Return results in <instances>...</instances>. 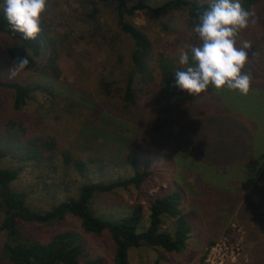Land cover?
I'll use <instances>...</instances> for the list:
<instances>
[{
    "label": "trees",
    "instance_id": "16d2710c",
    "mask_svg": "<svg viewBox=\"0 0 264 264\" xmlns=\"http://www.w3.org/2000/svg\"><path fill=\"white\" fill-rule=\"evenodd\" d=\"M96 1L114 4L117 30L111 31L99 22L94 7L89 14V25L83 26L77 34L41 23L42 30L36 39L26 40L10 28L0 9V34L8 39L3 54L9 65L20 71L37 73L44 80L57 81L62 74L61 64L67 61L81 75L92 76L96 83L95 93L90 97L79 94L69 99L68 107L78 105L83 110L90 102L88 109H92L77 132L75 128L67 129L68 126L57 135L52 126L47 125L49 119L41 114L42 106L30 108L35 95L43 98L44 103L60 97L54 86L49 89L48 85L6 79L1 77L0 71V231L5 235L2 255L8 264H101L99 260H84L83 242L71 231L57 232L42 241L25 236L21 230L23 222L60 225L69 217L77 219L85 233L109 235L114 246L112 264H129V250L142 245L158 248L165 254H181L186 248L191 222L179 208L181 192L185 191L183 186L162 191L150 199L147 225L141 231L144 222L142 204L135 205L119 220L99 217L92 209L97 195L130 187L139 189L153 174L146 166H140L137 155L130 153L132 149L144 144L169 150L165 145L169 142L164 138L171 141L172 133V141L178 142V128L184 127L183 112L168 95L176 98L179 93L174 85V71L178 67L129 20L137 9L147 5L143 0L132 5L127 0ZM210 2L164 0L151 11L156 17L173 11L186 12L190 32L196 34L193 26ZM241 3L251 12L258 3L264 4V0H241ZM246 32L247 28L242 30V33ZM242 36L237 46L248 41ZM251 38L248 42L252 51H246L254 53L264 40V33L252 31ZM24 58L29 63L20 69L17 62ZM245 73L250 75L248 69ZM162 84L166 92L161 88ZM221 92L232 96L233 90L224 87ZM37 114L42 117L38 118ZM104 118H110L120 126L123 124L128 132L118 138L105 134L102 132ZM134 119L138 128L131 124ZM176 121L180 123L177 126ZM231 125L226 128L225 136L231 134L233 140ZM163 128L167 129L166 133L162 132ZM234 131L250 146L251 132L244 124L239 123ZM169 154L177 161L175 153ZM249 155L253 162L257 161L252 153ZM9 158L17 159L20 164L13 169L3 167L2 163ZM122 167L129 168L130 173L122 174ZM22 173L36 177L37 185L42 191L51 193L50 196L64 193L65 198L52 203L48 210L32 208L28 202L29 193L12 186ZM258 174L264 180V170ZM79 179L83 183L79 184ZM257 180L256 187L260 184ZM197 182L195 188L204 187L200 180ZM73 188L76 195H67ZM204 189L223 193V198L232 192L218 191L214 187ZM260 194L264 202V188L260 189ZM190 197L193 203L199 204L192 194ZM168 220L174 222L173 231L163 228Z\"/></svg>",
    "mask_w": 264,
    "mask_h": 264
},
{
    "label": "rangeland",
    "instance_id": "374dc122",
    "mask_svg": "<svg viewBox=\"0 0 264 264\" xmlns=\"http://www.w3.org/2000/svg\"><path fill=\"white\" fill-rule=\"evenodd\" d=\"M127 1L129 5L139 3V0ZM162 1L164 0H143V4L147 6L137 9L129 20L166 53L179 69L180 54L190 51L191 47L198 46L201 42L198 35L190 32L186 12L173 11L159 17L154 15L151 8L158 6ZM94 7L95 18L99 22L111 31L118 29L114 4L96 0H46V12L41 23L77 34L83 26L89 25V14ZM251 12L253 15L250 17L247 32L242 33L241 30L237 42H241V35L252 41V31L264 33V4L258 3ZM7 42L8 39L0 34L1 77L40 86L48 85L49 89L54 86L61 94L60 97L44 103L43 98L35 95V102L31 101L30 108L42 106L41 114L49 119L47 125L52 126L57 135L68 126L69 130L75 128L76 133L82 120L92 112L91 108L88 109L91 105L89 102L83 110H80L78 105H67L70 97L75 95H93L96 84L94 78L87 74L81 75L67 61L61 64L62 74L57 81L44 80L31 71H20L9 65L3 54ZM253 52H248L249 58L243 68V72L246 69L250 71L251 77L250 89L246 95L234 93V90L232 96L222 95L221 89L212 86L194 96L180 89L176 91L179 92L176 98L169 93V99L176 101V108L183 112L184 127L178 128V142L174 139L172 141L174 136L171 133V141L164 138L169 142L165 144L169 146V150L163 151L144 144L138 149H132L130 153L137 155L140 166H146L153 174L139 189L130 187L114 190L99 194L93 199L94 213L110 220H119L135 205L142 204L144 222L139 229L141 231L147 225L150 199L162 191L184 187L179 208L191 222V232L185 250L181 254H165L158 248L142 245L129 250V264H264V202L260 197L264 180L258 176V172L264 170V40ZM161 88L164 92L167 91L163 84ZM65 107L68 111H65ZM42 115L37 114L38 118ZM135 119L131 124L138 128ZM228 121L231 122L227 123ZM239 123L244 124L251 132L250 146L242 142L244 139L235 135L234 129ZM179 124L178 121L175 122V126ZM230 124H233V140L231 134L225 136L226 128L230 127ZM102 125V132L110 133V136L115 138L128 132L123 124L120 126L110 118H104ZM162 132L166 133L167 129L163 128ZM172 152L178 162L170 156L169 153ZM249 152L254 158H258L256 162L252 161ZM19 164L17 159L9 158L4 160L2 166L13 169ZM120 172L127 175L130 169L122 167ZM197 180H200L204 187L200 185L195 188ZM255 180L260 181L258 187ZM78 183L83 181L79 179ZM37 184L36 177L22 173L12 186L26 190L29 193L30 206L40 211L48 210L52 203L66 196L60 193L52 197L51 193L42 191L41 186ZM208 187L232 192L223 198V193L206 192L204 188ZM75 193L73 188L67 195H76ZM191 194L199 204L191 201ZM1 218L0 213V221ZM163 228L173 231L174 222L166 221ZM21 230L25 236L42 241L48 240L57 232L71 231L83 242L85 261L99 260L101 264H112L114 246L109 235L85 233L75 218L69 217L60 225L23 222ZM4 242L5 235L0 231V264H8L2 255Z\"/></svg>",
    "mask_w": 264,
    "mask_h": 264
},
{
    "label": "clouds",
    "instance_id": "9594fccd",
    "mask_svg": "<svg viewBox=\"0 0 264 264\" xmlns=\"http://www.w3.org/2000/svg\"><path fill=\"white\" fill-rule=\"evenodd\" d=\"M0 9L10 28L24 39L34 40L41 32L46 0H0ZM252 15L241 0H211L193 26L201 43L179 56L181 68L174 71L175 87L192 96L209 86L226 87L246 95L251 77L243 68L249 58L246 50L251 44L244 41L237 46V38L248 27ZM28 63L24 58L17 65L23 69Z\"/></svg>",
    "mask_w": 264,
    "mask_h": 264
}]
</instances>
